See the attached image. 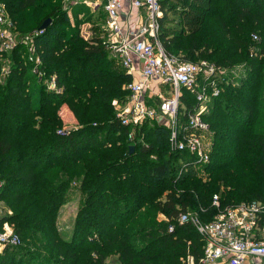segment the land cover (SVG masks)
Segmentation results:
<instances>
[{
  "label": "trees",
  "instance_id": "obj_1",
  "mask_svg": "<svg viewBox=\"0 0 264 264\" xmlns=\"http://www.w3.org/2000/svg\"><path fill=\"white\" fill-rule=\"evenodd\" d=\"M62 1L0 0L19 36L50 18L35 41L39 70L56 74L63 87L60 94L46 89L24 45L0 53L11 60L0 83V197L22 240L0 253V264H183L187 255L199 264L204 242L192 225L177 222L180 212L210 220L214 194L220 207L264 201V0L162 1L159 40L167 53L241 69L219 82L203 115L213 133L205 179L192 168L179 174L191 157L169 151V130L157 123L138 129L129 152L128 128L112 101L124 100L131 77L101 35L85 39L70 25ZM180 102L191 109L195 96L182 90ZM63 104L78 127L60 134ZM248 168L261 179L249 191ZM73 183L82 200L65 239L56 218Z\"/></svg>",
  "mask_w": 264,
  "mask_h": 264
},
{
  "label": "built area",
  "instance_id": "obj_2",
  "mask_svg": "<svg viewBox=\"0 0 264 264\" xmlns=\"http://www.w3.org/2000/svg\"><path fill=\"white\" fill-rule=\"evenodd\" d=\"M63 1L66 10L76 4L103 8L105 19L100 26L107 35L101 36L102 44L131 77L122 86L126 93L124 100L112 101L116 119L128 128L127 139L131 145L141 126L157 123L169 130V151L184 152L191 157L181 161L179 174L190 168L203 172L201 167L210 160L213 138L203 115L209 102L220 92L219 82H229L225 79L229 73L238 76L240 67L230 70L206 59L189 61L167 53L159 40L163 0ZM43 32L44 28H38L19 36L0 2V53L8 54L17 45H24L25 59L32 64V71L39 79L44 78L48 91L60 94L63 87L57 84L56 74L45 77L39 70L41 58L35 41ZM252 36L257 39L255 34ZM7 71L4 69L3 73ZM234 79L230 80L234 82ZM182 90L195 96L191 109L181 105ZM65 131L61 129L58 133ZM3 186L0 178V195ZM212 205L217 211L207 221L190 211H182L177 216L179 224L192 225L204 242L199 264H264V201H241L220 207L219 198L214 194ZM10 215L0 197V253L6 247L22 244ZM173 228L172 224L168 227L169 231ZM182 261L196 264L190 255Z\"/></svg>",
  "mask_w": 264,
  "mask_h": 264
},
{
  "label": "rangeland",
  "instance_id": "obj_3",
  "mask_svg": "<svg viewBox=\"0 0 264 264\" xmlns=\"http://www.w3.org/2000/svg\"><path fill=\"white\" fill-rule=\"evenodd\" d=\"M62 7L64 8V1H62ZM65 9V8H64ZM91 9H83L80 10L79 14L76 15H71L68 13L69 17H70V25H72L73 27L75 25L78 26L79 30H80V35L87 39V38H91V37H97V35H107L106 32L103 33L102 29H101V15L95 13L93 14V12L90 11ZM211 15V13L209 12L207 16ZM252 41H256L255 39ZM252 46H254L252 44ZM181 54H184V52H181ZM8 56L4 57V58H0V63H1V67H0V83L2 85L5 84V79L2 76L4 69L9 70L10 68V64H11V60L7 59ZM241 72V71H240ZM8 73V71H7ZM45 80H43V84H45ZM62 107V106H61ZM75 121V120H74ZM66 126L63 127V129L66 128H76L78 127L77 122H71L68 123L66 122L65 124ZM202 171L203 172H199V177H202L205 179L206 174H205V170L203 167ZM243 180H244V184L246 189L249 191L251 189H253L254 187H257L260 185L261 179L259 174L254 171V169L248 168L245 172V174H243ZM76 183H73L72 186L69 188L68 190V196L66 197L65 202L60 206L59 210H58V215L56 218V226L58 229V233L60 234L61 237L67 239L69 238V236L72 233V229H73V224H74V220H75V215L78 212L79 208H80V204H81V196H80V192L78 190V188L75 186ZM217 195V194H216ZM4 206H5V210L6 211H11L10 207L7 203L4 202ZM190 212L192 213H197L199 215V212H196L194 210H191ZM200 216V215H199ZM162 218V216L160 217ZM112 258H114L113 256L109 257V262H111Z\"/></svg>",
  "mask_w": 264,
  "mask_h": 264
},
{
  "label": "crops",
  "instance_id": "obj_4",
  "mask_svg": "<svg viewBox=\"0 0 264 264\" xmlns=\"http://www.w3.org/2000/svg\"><path fill=\"white\" fill-rule=\"evenodd\" d=\"M88 8L91 9L90 11L93 12V14L97 13V14L101 15V21L99 24H102L104 19H105V13H104L103 8L101 6H97V7L95 6L93 8L87 4L71 5V6H69L68 13L71 15H75L76 13L79 14L80 10L88 9ZM140 12L143 14L142 10ZM60 115H61V118L63 120L64 125L66 124V122H68V123H71L72 121L75 122L74 121L75 118L72 115V113L69 111L66 104H63L62 107L60 108Z\"/></svg>",
  "mask_w": 264,
  "mask_h": 264
},
{
  "label": "water",
  "instance_id": "obj_5",
  "mask_svg": "<svg viewBox=\"0 0 264 264\" xmlns=\"http://www.w3.org/2000/svg\"><path fill=\"white\" fill-rule=\"evenodd\" d=\"M49 22H50V18L45 19V20L43 21V23L41 24L40 28H46L47 25L49 24ZM133 150H134V146L131 145V146L129 147V152L131 153Z\"/></svg>",
  "mask_w": 264,
  "mask_h": 264
}]
</instances>
